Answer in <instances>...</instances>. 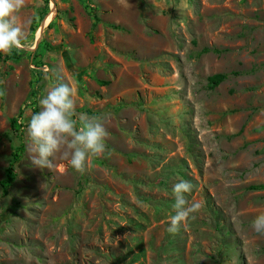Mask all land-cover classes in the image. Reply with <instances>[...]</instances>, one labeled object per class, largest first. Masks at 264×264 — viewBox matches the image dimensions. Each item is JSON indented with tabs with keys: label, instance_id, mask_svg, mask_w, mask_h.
Returning <instances> with one entry per match:
<instances>
[{
	"label": "rangeland",
	"instance_id": "rangeland-1",
	"mask_svg": "<svg viewBox=\"0 0 264 264\" xmlns=\"http://www.w3.org/2000/svg\"><path fill=\"white\" fill-rule=\"evenodd\" d=\"M14 15L25 39L0 53V180L24 151L0 187V264H264L251 226L264 213L251 188L264 185V0H25ZM52 69L77 113L107 116L84 173L60 153L51 171L28 157ZM180 179L201 208L172 234Z\"/></svg>",
	"mask_w": 264,
	"mask_h": 264
},
{
	"label": "clouds",
	"instance_id": "clouds-1",
	"mask_svg": "<svg viewBox=\"0 0 264 264\" xmlns=\"http://www.w3.org/2000/svg\"><path fill=\"white\" fill-rule=\"evenodd\" d=\"M24 6L25 0H0V53L8 54L13 48L23 47L25 35L14 14ZM50 77L54 78L53 85L39 100L40 110L32 113L28 120V157L35 168L51 171L55 167L54 158L60 153L71 168L84 173L88 157L101 156L106 151L105 140L109 133L104 121L107 116L77 113L75 89L62 77H57L54 69L50 70ZM192 188V183L184 179L173 184L175 214L169 218V233L175 234L188 215L201 208L200 203L189 204L186 199L185 194ZM251 226L264 235V213L257 215Z\"/></svg>",
	"mask_w": 264,
	"mask_h": 264
},
{
	"label": "trees",
	"instance_id": "trees-1",
	"mask_svg": "<svg viewBox=\"0 0 264 264\" xmlns=\"http://www.w3.org/2000/svg\"><path fill=\"white\" fill-rule=\"evenodd\" d=\"M46 3H47V0H46ZM42 15L44 16V13H42ZM45 20H47V18ZM17 50H20L21 52H23L22 49L13 48L14 52L17 51ZM202 51L203 52H208L209 49L208 48H204ZM14 52L12 53L11 57L17 58V55H15ZM224 78H225V74H223V73H217V74H213V75L209 76L208 77V85H209V87L213 88V87L217 86ZM35 102L36 101H33L32 105ZM22 113H23V109H20L19 113H18V116H21ZM17 122H18V118H16V117L10 118V125H11L12 128L16 127ZM23 151H24V145L20 144L17 147L16 151L13 153L12 160L10 161L8 167L6 168L5 177L2 180H0V187H1V190H2L3 194H7L8 193L9 187L12 185V183L14 182V180L16 178V172H15L14 166L21 159ZM251 188L260 189V188H264V185H254Z\"/></svg>",
	"mask_w": 264,
	"mask_h": 264
},
{
	"label": "water",
	"instance_id": "water-1",
	"mask_svg": "<svg viewBox=\"0 0 264 264\" xmlns=\"http://www.w3.org/2000/svg\"><path fill=\"white\" fill-rule=\"evenodd\" d=\"M42 27H43V25H42ZM42 29V28H41Z\"/></svg>",
	"mask_w": 264,
	"mask_h": 264
}]
</instances>
